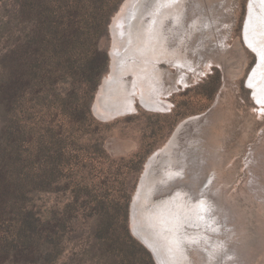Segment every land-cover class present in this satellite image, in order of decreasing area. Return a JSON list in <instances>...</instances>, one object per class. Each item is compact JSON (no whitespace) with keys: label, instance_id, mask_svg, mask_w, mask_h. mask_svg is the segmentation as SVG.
I'll list each match as a JSON object with an SVG mask.
<instances>
[{"label":"rangeland","instance_id":"rangeland-1","mask_svg":"<svg viewBox=\"0 0 264 264\" xmlns=\"http://www.w3.org/2000/svg\"><path fill=\"white\" fill-rule=\"evenodd\" d=\"M154 1L146 2V8ZM184 1L181 26L173 25L172 15L166 19V32L171 49L186 45L190 68L182 69L185 84L180 70L160 63L161 98L170 109L153 111L136 99V110L106 121L94 109L101 87L112 74V25L126 0L86 3L79 19L86 49L78 51L76 64L55 86L60 100L73 91L71 100L83 112L68 121L54 99H49L50 108L41 105L32 111L30 127L61 130L57 135L64 146L55 161L52 187L31 194L28 207L40 217L69 206L75 217L110 212L132 235L134 202L142 199L153 205L180 190L182 203L195 206L205 200L210 207L209 217L198 214L180 222L189 264H264V111L249 82L260 57L246 40L252 36V0ZM2 5L0 22L6 19ZM254 39L262 44L261 34ZM3 48L0 40V52ZM94 49L102 71L91 80L82 64ZM42 165L33 163L31 170L38 172ZM179 205L177 213H181ZM137 216L139 232L158 238L146 226L142 209ZM70 235L62 242L57 264H77L85 248V242ZM163 237L161 248L169 253L172 236L163 232Z\"/></svg>","mask_w":264,"mask_h":264},{"label":"trees","instance_id":"trees-1","mask_svg":"<svg viewBox=\"0 0 264 264\" xmlns=\"http://www.w3.org/2000/svg\"><path fill=\"white\" fill-rule=\"evenodd\" d=\"M0 2L6 15L0 22V264H57L69 233L86 244L77 264H156L113 213L75 217L69 206L40 217L28 207L31 194L52 187L64 146L57 135L61 130L30 127L32 111L50 108L54 99L68 121L81 116L83 107L72 102L73 91L60 100L55 86L76 64L78 51L86 49L79 22L86 3L100 0ZM98 54L94 49L82 64L91 80L102 71ZM39 162L43 165L33 172L31 165Z\"/></svg>","mask_w":264,"mask_h":264},{"label":"bare ground","instance_id":"bare-ground-1","mask_svg":"<svg viewBox=\"0 0 264 264\" xmlns=\"http://www.w3.org/2000/svg\"><path fill=\"white\" fill-rule=\"evenodd\" d=\"M146 2L149 0H126L113 21L114 40L111 50L114 60L113 70L110 78L106 80L99 91L94 109L100 117L111 120L115 116L131 113L136 110V99H139L150 110L159 112L169 110L170 103L162 99L163 93H160L163 90L164 82L160 69L161 62L180 70V81L183 84L186 82V75L182 70L190 68L187 55H184V46L186 45L182 43L181 46L171 49L170 35L168 31L166 32L167 17L170 18L174 15L173 25L181 26L185 1L155 0L148 8H146ZM249 20V32H252V36H246V40L260 57L259 66L249 82L255 100L264 111V0L251 1ZM195 24H198V21ZM169 25L171 26V24ZM257 34L262 36L260 45L254 39ZM169 146L164 147L162 151L167 150ZM168 160L171 165L172 159ZM172 173H176V170ZM142 189L143 181L139 186L138 195L142 193ZM181 194L183 193L180 190L176 191L172 197L153 205H148L147 200L142 202L141 199L139 203L134 202L132 206L131 228L153 251L158 264H189L185 248H182L181 243L182 239L187 237L181 229L180 222H183L185 217H194L198 214L200 217L204 216L202 219L205 218L206 213L208 217L210 216V207L205 200L194 206L187 202L182 203L180 201ZM179 202V206L182 208L177 211H181V213L175 211ZM139 209H142L146 215L147 224L149 223L146 226L149 230L156 232L158 238L148 237L139 232L137 216ZM163 232L172 236V240L169 238V243H167L169 248H172L169 253L164 252L161 248L162 242L165 241Z\"/></svg>","mask_w":264,"mask_h":264},{"label":"water","instance_id":"water-1","mask_svg":"<svg viewBox=\"0 0 264 264\" xmlns=\"http://www.w3.org/2000/svg\"><path fill=\"white\" fill-rule=\"evenodd\" d=\"M110 33H111V31H110ZM110 57H111V52H110ZM102 120H104V121H106L107 119L106 118H102V117H100ZM131 231V233H132V235L136 238V239H138V241H140L147 249H148V251L151 253V255H152V257H153V259L155 260V262H156V264H158V262H157V260H156V258H155V256H154V253H153V251L132 231V229L130 230Z\"/></svg>","mask_w":264,"mask_h":264}]
</instances>
